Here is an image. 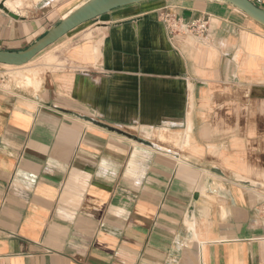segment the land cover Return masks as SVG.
I'll return each mask as SVG.
<instances>
[{"label": "crops", "instance_id": "obj_1", "mask_svg": "<svg viewBox=\"0 0 264 264\" xmlns=\"http://www.w3.org/2000/svg\"><path fill=\"white\" fill-rule=\"evenodd\" d=\"M3 1L23 49L87 0ZM55 44L38 83L0 81V264H264V25L146 0Z\"/></svg>", "mask_w": 264, "mask_h": 264}, {"label": "water", "instance_id": "obj_2", "mask_svg": "<svg viewBox=\"0 0 264 264\" xmlns=\"http://www.w3.org/2000/svg\"><path fill=\"white\" fill-rule=\"evenodd\" d=\"M146 0H87L66 17L50 27L43 35L23 49L0 48V63L22 65L33 60L38 54L55 44L65 35L81 25L90 22L110 11ZM264 25V8L252 0H223ZM4 7V5H3Z\"/></svg>", "mask_w": 264, "mask_h": 264}, {"label": "rangeland", "instance_id": "obj_3", "mask_svg": "<svg viewBox=\"0 0 264 264\" xmlns=\"http://www.w3.org/2000/svg\"><path fill=\"white\" fill-rule=\"evenodd\" d=\"M7 1L8 0H4L3 3L9 5L7 3ZM10 1H11L10 2V6L11 7H14V1H15V3L19 2L21 4V0H10ZM57 21H58V18H56L55 21H52L50 24L51 25H55L57 23ZM87 23H89V22H87ZM183 33H191V32L183 31ZM55 45L56 44L50 46L49 48H47L46 50H44L43 52L38 54L33 60H31L26 66H24L22 68H12V67L9 68V67H6V66L2 65L3 70L1 72H2L3 75H6L5 79L8 80V81L11 79L12 82H14L16 84H22V85H27V84H29V82L33 83V82L29 81L30 77H34V76L40 77V75L43 72H45V69H47V67L49 68L50 64L46 65V66L43 65L42 67H40V64L43 63L44 61H46V58L52 54V51L55 49ZM130 131L136 133L133 130H130ZM136 134H140V133L137 132ZM168 134L169 133H167V135ZM140 135L142 137L144 136V138L146 137L144 134H140ZM156 136H158V135L156 134ZM149 138L150 137H148V139Z\"/></svg>", "mask_w": 264, "mask_h": 264}, {"label": "built area", "instance_id": "obj_4", "mask_svg": "<svg viewBox=\"0 0 264 264\" xmlns=\"http://www.w3.org/2000/svg\"><path fill=\"white\" fill-rule=\"evenodd\" d=\"M256 4L261 3L263 0H252ZM163 21L165 24L173 31H185L191 32L192 34H196L202 37L207 35L209 30V19L208 18H198L194 19L189 23L183 22L181 19L176 18L169 12L163 13ZM3 67L0 63V81H3L6 78V75L2 74ZM262 211H264V206Z\"/></svg>", "mask_w": 264, "mask_h": 264}, {"label": "bare ground", "instance_id": "obj_5", "mask_svg": "<svg viewBox=\"0 0 264 264\" xmlns=\"http://www.w3.org/2000/svg\"><path fill=\"white\" fill-rule=\"evenodd\" d=\"M74 10V9H73ZM71 11H69L66 15H64L62 18L66 17ZM49 58V57H48ZM29 63V62H28ZM28 63L26 64H22V65H12V64H6V63H1L2 65L6 66V67H12V68H22L24 66H26ZM17 78V77H16ZM31 82H33L34 84L35 83H38V79L36 76L34 77H30V80ZM166 134V133H165ZM165 134H161V138L162 139H167V136Z\"/></svg>", "mask_w": 264, "mask_h": 264}]
</instances>
